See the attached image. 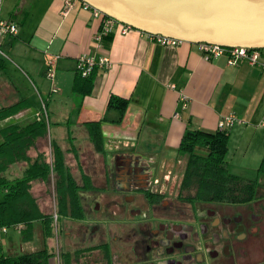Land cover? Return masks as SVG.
<instances>
[{"label": "crops", "instance_id": "obj_1", "mask_svg": "<svg viewBox=\"0 0 264 264\" xmlns=\"http://www.w3.org/2000/svg\"><path fill=\"white\" fill-rule=\"evenodd\" d=\"M0 21L11 22L18 29L15 36L0 34L2 54L7 51L16 63L11 64L0 54V108L20 102L26 105L6 119L10 125L33 121L44 109L46 121L49 111L58 118V125L72 126L83 134L86 146L93 150L87 124L97 123L103 154L94 152L101 159L112 158L105 154L107 146L115 155H135L161 163L172 160L170 151L178 152L186 131L214 133L222 117L235 115L245 123L228 131L232 158L227 161V170L253 183L256 200L264 205V189L259 186L260 181L264 183V173L258 170L264 162V68L245 61L230 66L226 55L204 61L194 44L162 47L134 29L122 34L121 28L116 27L102 35L101 22L91 12L77 8L64 15L59 0H3ZM53 56L58 59L51 80L46 71ZM81 56L109 60L107 69L93 70V89L85 96L72 91L76 61ZM112 96L128 101L123 116L108 108ZM10 125L0 126V144L1 131ZM59 139L52 141L46 135L28 150L27 156L33 160L42 152L40 149L51 150L53 144L62 151L67 166L65 152L76 151L77 146L71 142L70 149L61 147ZM39 143L45 148H39ZM72 155L79 157L77 152ZM25 166L23 162L9 165L2 178L21 177ZM34 189L31 187L30 192ZM32 197L35 199L36 195ZM39 209L44 213L43 207ZM10 230L0 232V256L29 251L20 244L19 232L13 229L10 234ZM48 263L59 264L56 257Z\"/></svg>", "mask_w": 264, "mask_h": 264}, {"label": "flooded vegetation", "instance_id": "obj_2", "mask_svg": "<svg viewBox=\"0 0 264 264\" xmlns=\"http://www.w3.org/2000/svg\"><path fill=\"white\" fill-rule=\"evenodd\" d=\"M101 167L99 174L81 175L87 184H75L77 193L95 194L94 226L83 221L81 203V215L69 216L85 230L77 237L81 242L98 238L88 249L96 253V264L262 263L257 259L264 252L260 200L201 197L184 189L168 164L135 155L101 159ZM70 255H62L66 264Z\"/></svg>", "mask_w": 264, "mask_h": 264}, {"label": "trees", "instance_id": "obj_3", "mask_svg": "<svg viewBox=\"0 0 264 264\" xmlns=\"http://www.w3.org/2000/svg\"><path fill=\"white\" fill-rule=\"evenodd\" d=\"M93 80L92 73L87 78L76 75L73 93L79 96L90 94ZM25 106V102H20L0 108V121L13 117ZM127 106L128 101L116 96H112L108 102V108L116 109L121 116ZM47 128L45 114L40 113L33 121L23 125H10L1 131L3 142L0 144V189L3 200L0 202V227L18 231L22 246L30 243L33 234L37 233L43 247L32 252L21 250L14 255L0 256V264H49L48 261L55 257L46 247L47 240L54 236L53 214L40 211L30 193L33 183L46 182L51 174L57 177L55 182L59 210L58 214L56 212V222L61 215L75 218L81 215L76 192L78 187L64 164L62 151L52 144L51 159H47L44 152L37 153L33 160L27 156L28 150L47 135ZM87 131L94 150L103 154L102 136L97 123L87 124ZM228 131L218 130L211 133L196 130L183 134L178 147V151L187 157L182 187L198 191L201 197L237 198L244 202L256 200L254 184L230 174L227 170ZM16 162L26 164L22 176L12 180L2 178V173L8 166ZM258 170L264 173V162Z\"/></svg>", "mask_w": 264, "mask_h": 264}, {"label": "water", "instance_id": "obj_4", "mask_svg": "<svg viewBox=\"0 0 264 264\" xmlns=\"http://www.w3.org/2000/svg\"><path fill=\"white\" fill-rule=\"evenodd\" d=\"M118 23L187 44L264 50V0H80Z\"/></svg>", "mask_w": 264, "mask_h": 264}, {"label": "rangeland", "instance_id": "obj_5", "mask_svg": "<svg viewBox=\"0 0 264 264\" xmlns=\"http://www.w3.org/2000/svg\"><path fill=\"white\" fill-rule=\"evenodd\" d=\"M5 52V51H4ZM7 52V51H6ZM4 53L5 55L2 54V50L0 49V54L5 56V58L11 62V64L15 65V61L13 57H11L8 53ZM18 66V65H16ZM12 67V66H10ZM13 72V71H12ZM11 72V73H12ZM31 88V86H30ZM32 89V88H31ZM46 99V97L44 96ZM44 113V109H43ZM48 119H47V135L49 138L54 141L58 140L59 138V144L61 147H69L70 146H77L76 151L73 149L72 151H66L65 154L67 155V168L68 171L72 177V180L75 182V184L78 185H83L87 184V182H80L81 180V175L83 174H99L101 170V158L98 156L97 153L94 152L92 146H86V137L78 133L76 131V128L74 127H66L62 125H58V118L53 117L52 114L48 111L47 113ZM57 122V123H56ZM12 124L10 120H3L0 123V126H7ZM50 128V129H49ZM59 136V138H58ZM154 140V146L158 145L157 141V135H154L153 137ZM66 140V142L64 141ZM71 142H74L70 145ZM40 146L39 148H43L45 145L42 143H39ZM48 147V144L46 145ZM91 147V148H90ZM107 147V146H106ZM105 147V154L109 155L110 157L115 156V152L113 149L106 148ZM141 148V144L139 145ZM45 148V147H44ZM42 152H44L47 155V159H50V149H40ZM232 150V149H231ZM231 150L227 153L226 156V161H231L230 158L231 156ZM73 152H77L79 154L78 158H75L72 154ZM172 160H161V163L168 164V168H174L175 171L172 172V174H175L174 177L180 176L182 178L183 176V171L185 167V163L187 161V157L180 153L177 150H171L170 151ZM155 156V155H154ZM252 176V175H251ZM254 176V175H253ZM56 179L57 177H51L48 178L46 182H39L37 185L33 183L31 187H35V189L30 192L33 196L36 195L35 200L37 201V204L39 207H43L44 213L52 215L53 214V220H54V236L53 238H50L46 242V247L52 254H55V257L58 261L59 264H66V259L63 254L70 253L71 255L68 258L69 264H96L94 259L96 257L94 256L96 253L88 250L90 249L93 244L98 243V238H93L92 241L85 240L81 242L77 237L85 231L80 227V225L72 224L73 221H71L69 215L63 216L61 215L58 219V222H56L54 218V214H58V204H57V199H58V192H57V185H56ZM67 179V177H66ZM35 185V186H34ZM260 188L264 189V183L260 181ZM78 191V189H76ZM77 198L78 202L81 203V206L83 207V221H85L88 226H94V219L96 218L90 211V205L92 204V196L95 195L90 192H83L79 191L77 193ZM88 196L87 199H84V196ZM40 198V199H39ZM101 218V217H98ZM111 221V220H110ZM110 229V235L113 236L115 235L114 230H112L111 226L107 227ZM10 230V234L13 233ZM89 236V235H88ZM262 241H264V237L261 238ZM105 241H108L107 237L104 238ZM27 248H26V247ZM43 247V242L41 241L40 237L38 236L37 233L33 234V239L30 243L27 245L24 244L23 248L29 250L28 252L35 251L37 249H41ZM88 251H87V250ZM84 250H86L84 252ZM75 253V254H74ZM60 254V257H59ZM58 255V256H57ZM257 259L260 262V259H264V252H261L260 255H257ZM258 262V261H255Z\"/></svg>", "mask_w": 264, "mask_h": 264}, {"label": "built area", "instance_id": "obj_6", "mask_svg": "<svg viewBox=\"0 0 264 264\" xmlns=\"http://www.w3.org/2000/svg\"><path fill=\"white\" fill-rule=\"evenodd\" d=\"M63 5V14L67 15L69 12L74 9L81 8L85 11H89L92 15L99 19L101 22V31L100 34L107 35L111 33L116 27L121 28V33L126 34L128 31L133 30L130 26L116 22L115 20L103 15L99 11L93 9L86 3H83L80 0H59ZM3 0H0V8L2 6ZM18 33L17 26L11 22L0 21V34L1 35H11L15 36ZM148 39L162 47H176L181 45L182 42L168 38L161 35H151L146 34ZM99 39V35L96 37ZM196 45L198 51L200 52L204 61H211L223 55L227 56V64L232 66L238 63L239 61H245L251 66H258L264 68V50L258 49H249L244 47H231L225 48L218 45H212L207 43H198ZM58 56H53L49 59L47 63L46 75L49 79H53L55 76L54 67ZM109 67V60L107 58H102L95 60L92 57L81 56L76 61V74L81 78H87L91 75L95 68L107 69ZM244 120L237 118L235 115L224 116L220 119L218 123V130L225 131L230 130L235 125H243ZM56 220V214H54ZM1 233H6L7 228L0 227ZM261 264H264L262 262Z\"/></svg>", "mask_w": 264, "mask_h": 264}]
</instances>
